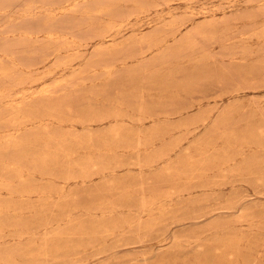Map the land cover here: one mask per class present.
Returning <instances> with one entry per match:
<instances>
[{"label": "rangeland", "instance_id": "1", "mask_svg": "<svg viewBox=\"0 0 264 264\" xmlns=\"http://www.w3.org/2000/svg\"><path fill=\"white\" fill-rule=\"evenodd\" d=\"M0 264H264V0H0Z\"/></svg>", "mask_w": 264, "mask_h": 264}, {"label": "bare ground", "instance_id": "2", "mask_svg": "<svg viewBox=\"0 0 264 264\" xmlns=\"http://www.w3.org/2000/svg\"><path fill=\"white\" fill-rule=\"evenodd\" d=\"M215 177H217V176H215ZM109 188V187H108ZM115 205V204H114Z\"/></svg>", "mask_w": 264, "mask_h": 264}]
</instances>
